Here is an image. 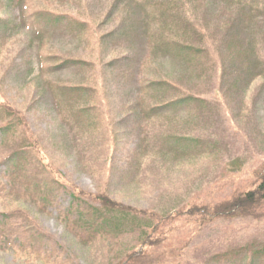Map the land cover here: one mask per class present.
Segmentation results:
<instances>
[{
    "label": "rangeland",
    "instance_id": "374dc122",
    "mask_svg": "<svg viewBox=\"0 0 264 264\" xmlns=\"http://www.w3.org/2000/svg\"><path fill=\"white\" fill-rule=\"evenodd\" d=\"M128 1L109 14L111 0H0V97L24 113L41 145V154L49 162L43 164H49L65 180L60 190L54 189L52 202L45 207L41 195L34 204L27 198L5 199L1 194L0 210L25 212L52 242L36 247L38 259L33 258L35 250L26 248L16 254L12 247L1 244L0 264H108L138 247L147 228L145 218L135 221L136 225L128 223L121 242L113 249L84 245L76 238L58 214L74 209L67 182L86 192H104L125 206L164 215L194 202L225 200L237 189H248L254 172L264 165V81L254 80L245 91L244 83L235 82L244 81L243 71L248 64L242 43L241 56L235 63L229 62V78L223 81L216 98L218 106L211 115L182 109L144 119L141 113L137 116L136 110L144 76L142 61L149 55L148 45L140 36L142 26L138 24V36L132 42L117 41L103 53L93 41L68 33L65 24L50 27L40 40L36 27L24 24L26 16L41 7L67 11L81 6L96 22L98 34L106 33L126 19L119 13ZM220 3L217 0L216 4L200 7L196 18L199 22L210 21L212 29L228 23L230 27L224 25V29L235 32L236 26L231 29L234 22L218 14L225 10ZM137 13L141 11L137 9ZM252 28L250 31L258 37L256 46L264 53V24L253 23ZM240 33L241 41L248 43L249 31L243 29ZM48 54L93 61L99 58V64L87 74L72 67L45 72L40 58ZM125 54L129 57L126 63H119L117 69H103L104 63ZM150 61L144 65L147 77L175 81L183 75L186 83L181 85L187 88L218 86L217 76L200 75L202 78L197 76L195 80L185 73L187 67L179 60L156 56ZM51 82L87 83L96 88L93 102L97 110L91 119L84 120L85 127L71 128L62 122L48 89ZM86 123L94 125L89 128ZM172 137L194 138L198 143L177 146ZM43 176L48 177L45 170ZM178 222L173 242L183 244L192 237L191 226ZM231 227L230 233L218 225L197 235L184 252V264L207 263L208 256L220 245L244 249L236 255V264H247L245 251L264 249V222L233 223ZM263 253L254 259L255 264H264Z\"/></svg>",
    "mask_w": 264,
    "mask_h": 264
},
{
    "label": "trees",
    "instance_id": "16d2710c",
    "mask_svg": "<svg viewBox=\"0 0 264 264\" xmlns=\"http://www.w3.org/2000/svg\"><path fill=\"white\" fill-rule=\"evenodd\" d=\"M209 1L129 0L124 3L119 13L122 19H126L111 31L101 34L97 32L96 22L90 19L81 6L67 11L41 7L26 16L28 18L24 19V24L36 27L38 40L43 39L50 27L54 29L60 23L65 24L68 33L81 40L93 41L97 49L103 53L117 41L132 42L131 40L138 36L139 24L143 27L140 36L148 45L149 55L142 61L141 73L144 76L140 84L139 102L136 104L137 116L141 113L143 118L147 119L167 110L182 109H197L208 116L217 108L216 98L220 95L223 81L229 78V62L233 64L241 56V43L246 46L242 53L248 64L243 71L244 81L236 79L235 82L244 83L245 91L254 80L259 78L264 81V53L256 46L259 43L257 35L250 31L253 29V23L264 24V0H218L221 2L220 7L225 8L218 14L235 23L231 25V29L236 26L235 32L233 29L232 32L224 29L225 26L230 27L228 23L212 29L210 21H198L196 18L198 9L216 4L217 0ZM121 2L124 0H111L109 14ZM137 9L141 13H137ZM243 29L249 31L248 43L246 41L243 43L240 39V32H243ZM156 56L179 60L187 67L185 73L195 80L200 75L214 74V77L217 76L218 86L215 84L216 87L213 89L209 88L210 86L206 87L209 89L187 88L182 86L186 83L183 75L174 79L175 81L156 76L147 77L144 65H148L152 62L150 59H155ZM120 57L104 63L103 69L108 71L117 69L119 63H126L129 58L126 54ZM40 62L45 72L72 67L84 70L87 74L94 69L95 64H99V58L93 61L88 57L48 54L42 56ZM241 73L240 71V75ZM48 89L62 122L71 128L75 125L85 127L84 120L91 119L93 111L97 110L93 102L96 88L87 83L51 82ZM93 125L94 123H86L89 128ZM172 138L177 146L182 143L192 145L198 143L197 139L189 137ZM40 146L24 113L7 99L0 97V200L1 194H4L5 199L21 197L35 204L37 197L41 195L44 207L51 204L50 198L54 195V189L60 190V185L64 184L65 180L49 164H43L49 162L41 154ZM44 170L48 177L43 176ZM67 184L72 192L69 194L74 209L70 207L64 213H57L63 217L66 228L84 245L113 249L119 245V241L121 242L128 223L136 225L135 221L146 219L147 228L141 234L138 247L126 251L116 263L114 259L108 264H184V252L189 249L193 239L211 227L221 225L230 233L233 230L231 227L233 223L244 225L264 222V165L254 172L252 184L248 189L242 191L237 189L225 200L194 202L185 209L167 212L164 215L125 206L112 200L104 192H86L72 182ZM177 220L191 226L192 237L183 244L173 242L178 231ZM37 229L35 221L20 209L0 210V245L12 247L16 254L26 251V248L32 249L36 252L33 258L38 259L36 247L47 241L51 243L52 239ZM14 238L16 241L13 242ZM5 239H9V243H6ZM242 250L244 249L220 245L213 255L208 256L205 264H236L238 257L236 255ZM249 250L245 251L247 264H255L254 259H258L264 249H260L262 250L260 252Z\"/></svg>",
    "mask_w": 264,
    "mask_h": 264
}]
</instances>
